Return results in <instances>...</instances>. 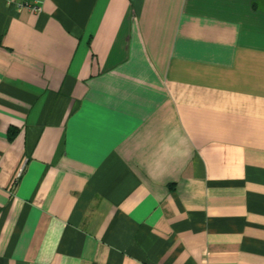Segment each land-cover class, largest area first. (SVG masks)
<instances>
[{
    "label": "crops",
    "instance_id": "crops-1",
    "mask_svg": "<svg viewBox=\"0 0 264 264\" xmlns=\"http://www.w3.org/2000/svg\"><path fill=\"white\" fill-rule=\"evenodd\" d=\"M0 166V264H264V0H0Z\"/></svg>",
    "mask_w": 264,
    "mask_h": 264
},
{
    "label": "built area",
    "instance_id": "built-area-1",
    "mask_svg": "<svg viewBox=\"0 0 264 264\" xmlns=\"http://www.w3.org/2000/svg\"><path fill=\"white\" fill-rule=\"evenodd\" d=\"M9 5L16 9L26 10L27 12L38 15L42 11L43 0H5ZM23 170V166L20 167L15 175L14 184L20 177ZM1 171V166H0Z\"/></svg>",
    "mask_w": 264,
    "mask_h": 264
}]
</instances>
